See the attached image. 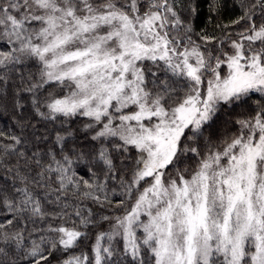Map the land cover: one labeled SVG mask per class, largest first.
Segmentation results:
<instances>
[{
  "label": "snow or ice",
  "instance_id": "6c2138e0",
  "mask_svg": "<svg viewBox=\"0 0 264 264\" xmlns=\"http://www.w3.org/2000/svg\"><path fill=\"white\" fill-rule=\"evenodd\" d=\"M0 125V264H264V0H0Z\"/></svg>",
  "mask_w": 264,
  "mask_h": 264
},
{
  "label": "trees",
  "instance_id": "16d2710c",
  "mask_svg": "<svg viewBox=\"0 0 264 264\" xmlns=\"http://www.w3.org/2000/svg\"><path fill=\"white\" fill-rule=\"evenodd\" d=\"M229 3H231V0H229ZM237 15H239V11L237 9H226L220 19H217L214 16L209 19L207 6L205 5L201 11L199 20L196 22V29L199 31L201 28H204L211 33L216 29L217 23H228ZM254 99H256V97H253V100ZM249 103H251V101H249ZM239 111H241V108H228L225 112H221L216 119L215 129L222 130L224 128V122L228 119L234 118L235 113H238ZM36 119L37 118L35 116L32 117L33 122H35ZM4 123H7V121H4Z\"/></svg>",
  "mask_w": 264,
  "mask_h": 264
}]
</instances>
